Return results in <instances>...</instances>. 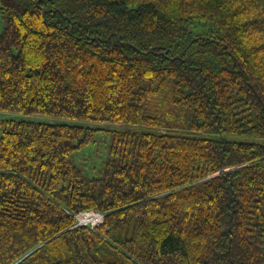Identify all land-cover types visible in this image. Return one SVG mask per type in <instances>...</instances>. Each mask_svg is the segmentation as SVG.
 I'll use <instances>...</instances> for the list:
<instances>
[{"label": "trees", "instance_id": "trees-1", "mask_svg": "<svg viewBox=\"0 0 264 264\" xmlns=\"http://www.w3.org/2000/svg\"><path fill=\"white\" fill-rule=\"evenodd\" d=\"M0 20L20 116L0 264H264V0H0Z\"/></svg>", "mask_w": 264, "mask_h": 264}, {"label": "rangeland", "instance_id": "rangeland-1", "mask_svg": "<svg viewBox=\"0 0 264 264\" xmlns=\"http://www.w3.org/2000/svg\"><path fill=\"white\" fill-rule=\"evenodd\" d=\"M3 28V23L0 20V31ZM0 118H13V119H17L20 118L19 115L16 114H9V113H1L0 112ZM51 121V120H49ZM92 126H99V127H103L106 129H115L118 127H114L112 125H107V124H96L93 123L91 124ZM108 141V137L105 133L99 132L98 133V137L96 139V142L94 144L91 145H87L85 147H83L82 149H80L79 151H77V153L75 154V158L78 161V163H86L88 165H92L94 166V164L96 162L99 161L98 157H102L105 147L107 145ZM103 224V223H102Z\"/></svg>", "mask_w": 264, "mask_h": 264}, {"label": "built area", "instance_id": "built-area-1", "mask_svg": "<svg viewBox=\"0 0 264 264\" xmlns=\"http://www.w3.org/2000/svg\"><path fill=\"white\" fill-rule=\"evenodd\" d=\"M74 217L76 219L77 226H85L90 230H93L102 225L104 221V215L95 210L83 211L78 213Z\"/></svg>", "mask_w": 264, "mask_h": 264}]
</instances>
